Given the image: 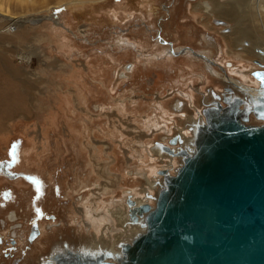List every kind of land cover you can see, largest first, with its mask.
<instances>
[{
  "label": "rangeland",
  "instance_id": "374dc122",
  "mask_svg": "<svg viewBox=\"0 0 264 264\" xmlns=\"http://www.w3.org/2000/svg\"><path fill=\"white\" fill-rule=\"evenodd\" d=\"M260 2L237 9L249 35L228 44L240 28L216 7L233 0H0V91L7 79L28 97L0 105V164L24 174L0 177L2 193L15 194L0 209V264L57 263L61 250L112 249L137 233L126 226L127 198L153 195L154 204L156 171L174 173L182 161L159 146L184 147L211 100L231 98L222 74L259 87ZM247 122L263 120L250 113ZM33 178L43 182L42 232L27 240Z\"/></svg>",
  "mask_w": 264,
  "mask_h": 264
},
{
  "label": "water",
  "instance_id": "95a60500",
  "mask_svg": "<svg viewBox=\"0 0 264 264\" xmlns=\"http://www.w3.org/2000/svg\"><path fill=\"white\" fill-rule=\"evenodd\" d=\"M253 74L264 86V68ZM240 101L203 110L194 149L176 151L183 159L174 173L159 170L154 204L130 209L132 220L144 214L145 228L121 242L120 260L79 264H264V121L247 122L249 111L264 118V97Z\"/></svg>",
  "mask_w": 264,
  "mask_h": 264
},
{
  "label": "bare ground",
  "instance_id": "6f19581e",
  "mask_svg": "<svg viewBox=\"0 0 264 264\" xmlns=\"http://www.w3.org/2000/svg\"><path fill=\"white\" fill-rule=\"evenodd\" d=\"M256 1V0H255ZM260 1V0H259ZM264 1V0H263ZM233 2L235 3V5H229V7H227V6H225V5H221V6H217L216 7V10H219V11H221L223 14H225L226 16H227V14L229 15V18L230 19H232L234 22H236V24L239 26V30H238V34L236 35V36H233V33H232V35H229V38H230V41H229V43L228 44H234L235 42H239V39H241L242 37H245V38H247L248 36L247 35H249V30H247L248 29V27H246V26H244L243 25V23L241 22V15H239V7L242 5V3H247V4H249L250 5V0H233ZM262 2V1H261ZM259 3V9H258V14H259V20H260V22L261 23H263V21H264V16H263V14H264V4H262V3ZM233 4V3H232ZM253 4V3H252ZM256 6V5H255ZM238 7V8H237ZM208 8V7H207ZM206 9V8H205ZM238 9V10H237ZM255 10H256V8H254ZM208 10V9H207ZM206 10V11H207ZM249 16V15H248ZM254 18V17H253ZM9 20V18H5V20ZM13 22H16V23H19L18 21H16V20H14ZM216 22L218 23V24H221V25H224L225 24V21H223V20H221V19H219V20H216ZM260 23V24H261ZM244 26V27H243ZM261 26V25H260ZM237 27V26H236ZM13 30H16L15 28H13ZM231 31V30H230ZM263 31V30H262ZM260 34V33H259ZM253 42L254 41H250L249 43H246L245 45H246V48H248L249 46H251L250 48H253ZM244 45V44H243ZM230 46V45H229ZM243 48V47H242ZM249 49V48H248ZM256 49V48H255ZM193 52H194V50H193ZM259 52V51H258ZM187 53H189L190 55H192L193 53H192V50H190V51H187ZM198 55L200 56V57H203L204 59H206V62H207V66L210 68V75L212 74V75H214V76H218V77H221V73L219 72V71H217L216 69H214L213 67H212V65H211V63H209V61H211V62H213V60H212V58L210 59V58H208L206 55H204V54H200V53H198ZM257 56L259 57V58H261V60H263L264 61V53H261L260 52V55L259 54H257ZM256 63H258V64H260V66H263V63H261V62H259L258 60L256 61ZM210 64V65H209ZM221 66V65H220ZM1 68V67H0ZM260 69V68H259ZM261 69H263V68H261ZM224 72H226V69H224ZM230 72H231V69H230ZM1 74V73H0ZM253 75V74H252ZM2 76V75H1ZM254 77H256V76H254ZM1 78V77H0ZM4 78V77H3ZM257 78V77H256ZM221 79H223V80H226V81H229V82H231V81H233V82H235L236 83V85H237V87H238V89H240L241 91H243V92H247V96H249L250 97V101H249V99H246V98H244V97H241V101H240V105H239V107H243L242 105H252L254 102H256V103H260V101H261V99H263V97H264V86H262L261 84H260V82H259V87H250L249 85H247V83H242V82H240V81H238V80H235L236 78H232L231 76H229L228 74H227V76L225 77V75L224 74H222V78ZM2 80V79H1ZM6 80V82L4 83V81H2L4 84H5V86L3 87V91H0V105H2L3 106V102H6V104H8V105H11V104H13V105H16V103L18 104V101L20 102V105L22 104V102L24 101H26V98H28V97H25V95L24 94H21L22 93V91L21 90H18L17 88H16V86H13V87H11V86H9L11 83H10V81H7V79H5ZM263 80V79H262ZM263 82H264V80H263ZM2 84V83H1ZM226 90H230V88H226ZM15 93V94H14ZM16 95H18V96H16ZM15 96L17 97V99L15 98ZM231 98L233 97V96H230ZM221 98H222V96L220 97V98H216L214 101H212L211 102V104L210 105H215L216 106V104H221V105H223L222 104V102L220 101L221 100ZM231 98H229V99H226L225 100V102L226 103H230V102H232L233 100L231 99ZM12 99H14V100H12ZM242 104V105H241ZM19 105V106H20ZM179 105V104H178ZM177 106V105H176ZM11 108V107H10ZM250 113H253V115H255V113H254V111H250L249 113H248V120H249V118H250ZM203 116H204V119L202 120L201 119V121L200 122H193L191 125H190V127H192L191 128V131H193V137H191V138H188L187 139V141H185V146H184V148L188 151V152H191L193 149H194V141H195V137H196V134H197V131H198V126L200 125V124H202L204 121H205V115H204V112H203ZM256 117V116H255ZM257 119H259V120H263L264 121V118H260V117H256ZM199 120V119H198ZM247 120V121H248ZM181 141H182V139H181ZM162 146V147H161ZM161 146H159V148H160V151L159 152H161V153H167L170 157H181L182 159H183V156L182 155H180V154H177L176 153V151L179 149V148H171L169 145H166V146H168L169 147V149H171L172 151H168V150H166L165 149V146H163V145H161ZM164 150H163V149ZM181 148V147H180ZM174 162H172L171 161V165L173 164ZM173 166V165H172ZM162 169H166V172L167 173H170V171L168 170V168H162ZM161 170V169H160ZM160 175H162L163 176V183L161 184V186L164 184V173H160V171L158 172ZM156 174H157V171H156ZM154 185V184H153ZM151 188V187H150ZM153 195H151V196H149V197H152ZM155 196L156 195H154V199H155ZM131 197V199L133 200V203L132 204H129V206H130V209H134L139 203H142L143 201H142V199H140L139 201H137V200H135L133 197H132V195L130 196ZM150 203V202H149ZM15 214H16V212H15ZM128 214V213H127ZM16 216V215H15ZM12 213H11V218H12V220H14V217H15ZM143 217H144V214H139L138 215V217H137V219L136 220H132L131 218H130V222H131V224L134 226L135 225V228H136V226L138 227V230H137V233L138 232H141V231H143L144 230V219H143ZM17 218V217H16ZM103 219H99V220H96L95 222H93L94 223V226L96 227V231H98L100 228H101V224L103 223ZM137 229V228H136ZM100 231V230H99ZM137 233H135L133 236H135ZM127 237V236H126ZM132 238V237H131ZM130 238V239H131ZM124 239V238H123ZM97 242H98V240H97ZM121 242H124V241H121ZM121 242H119L118 243V251L116 250V251H114V249H107V250H96V251H88V252H86V253H83V254H79V253H75V254H72V252H70V254H71V256L73 257V258H96L98 255L99 256H101L102 258H105V259H111V260H114V261H119L120 260V258L122 257V255H123V252H122V247H121ZM110 248V247H109ZM71 262H73V259H72V261ZM67 263V262H66ZM74 263V262H73Z\"/></svg>",
  "mask_w": 264,
  "mask_h": 264
},
{
  "label": "flooded vegetation",
  "instance_id": "af4514ba",
  "mask_svg": "<svg viewBox=\"0 0 264 264\" xmlns=\"http://www.w3.org/2000/svg\"><path fill=\"white\" fill-rule=\"evenodd\" d=\"M187 51H190V50H188L187 49ZM192 53L194 54V52L192 51ZM209 63H211V65L212 64H214V61L213 62H211V61H209ZM223 69V71H224V68H222ZM256 70V69H255ZM255 70H253V71H255ZM227 71V70H226ZM253 71H252V74H253ZM228 72V71H227ZM211 73V72H210ZM212 75V74H211ZM254 75V74H253ZM227 76V75H226ZM255 76V75H254ZM223 80V79H222ZM258 80V79H257ZM224 82H226V87H225V89L226 88H230V90H227V94H229L230 96H233V93H231V92H236V91H238V92H241L240 94H242V95H246L247 96V92H243V91H239L240 89H238V87H237V85H236V83L235 82H233V81H231V82H229V81H226V80H223ZM259 86V85H258ZM251 87V86H250ZM255 88V87H254ZM238 89V90H237ZM233 90V91H232ZM239 94V93H238ZM218 97H219V95H217ZM223 97V96H222ZM247 97H249V96H247ZM236 98H240L241 99V97L240 96H235V97H233L232 98V102H230L231 104L232 103H234L235 101H236ZM215 100V99H214ZM213 100V101H214ZM220 101H222V98H221V100ZM211 102H212V100H211ZM223 102V101H222ZM224 103L225 104H223L222 106H226V105H229L228 103H226L225 101H224ZM240 103V102H239ZM179 104V103H178ZM221 105V104H220ZM240 105V104H239ZM242 105V104H241ZM209 106V105H208ZM243 107L244 106H246V105H242ZM250 112V111H249ZM248 112V113H249ZM171 148H174V147H172V146H170ZM176 148H179V147H177L176 146ZM159 150H160V148H159ZM164 154H167V153H164ZM164 154H162V155H164ZM11 161H3V162H1V164H0V177L1 178H3L4 176L6 177V178H19L21 175H24L21 171L20 172H16V171H13V170H11L9 167H10V165H11ZM169 170V169H168ZM159 171L157 170V174H159L158 173ZM3 175V176H2ZM4 177V178H5ZM161 179H163V177L161 176L160 177ZM32 179V178H31ZM34 180H32L33 181V183L35 184V188H34V192L32 193V195H31V207H32V210H33V214H32V221L30 222V227L28 228V232H27V235H26V237H27V240H32V239H35L41 232H42V230H41V225L42 224H40V226H38V219H40L41 217H42V215H43V208L41 207V198H42V195H43V191H42V188H43V182H42V180H39V179H35V178H33ZM18 180H20V179H18ZM17 181V180H16ZM20 182V181H19ZM21 182H23V181H21ZM154 184V185H153ZM162 184V183H161ZM160 184V185H161ZM159 185V186H160ZM149 186L151 187V188H155V187H157V185H156V179L155 180H151V182H149ZM6 186H4V187H2V188H5ZM29 187V186H28ZM1 188V189H2ZM0 189V209H1V207L4 205H6V203H8V202H10L12 199H13V196L14 195H10V194H8V192H3L2 193V190ZM157 189H159L158 187H157ZM133 197V196H132ZM134 198V197H133ZM128 199V198H127ZM148 199H149V197H147V199H142V201L143 202H148ZM135 200H137V201H139L140 199H136L135 198ZM11 203V202H10ZM128 218H127V225L126 226H132V224H131V222H130V217H129V211H130V206L128 205ZM11 217V216H10ZM52 229V232L51 233H53V231H54V226H50V230ZM53 236V235H52ZM38 239H40L39 237H38ZM37 239V240H38ZM7 241V240H6ZM10 247H13L14 245H15V242H16V239H15V237H13V235H11L10 236ZM122 241V240H121ZM121 241H117L116 243H115V245H113V247H112V249H114V251H116V250H118V243L119 242H121ZM126 241V240H125ZM4 242V235H3V233H2V231L0 230V245L2 244ZM8 246V247H9ZM56 246V245H55ZM5 247H3L2 248V252H3V255L5 256V255H7V253H6V250L4 249ZM55 249V248H54ZM71 249V248H70ZM108 249H110V248H108ZM82 250V251H81ZM103 250V249H102ZM107 250V249H106ZM71 251H72V253L73 254H75V253H79V254H82V253H86V252H88V250L87 249H85V248H83V249H80V251L78 250V251H76V250H73V249H71ZM70 251V252H71ZM66 252L65 251H62L61 250V252H60V255H57L58 256V258H57V263H55V259L53 258V260H51L52 262V264H79L80 263V260L82 261V260H94V259H96V258H73L72 256H71V254L69 253L68 255L67 254H65ZM72 259H73V262H71L72 261ZM67 262V263H66ZM40 264H50V262L48 263V261L47 260H45V261H42Z\"/></svg>",
  "mask_w": 264,
  "mask_h": 264
},
{
  "label": "crops",
  "instance_id": "0c3cea01",
  "mask_svg": "<svg viewBox=\"0 0 264 264\" xmlns=\"http://www.w3.org/2000/svg\"><path fill=\"white\" fill-rule=\"evenodd\" d=\"M174 5L176 6V2H174L173 6H172V5H169L170 13H171V10H172V9L170 8L171 6H172L173 9L175 10V6H174ZM168 13H169V12H168ZM170 13H169V14H170ZM170 18H171V16H170ZM170 18H169V19H170ZM169 19H168V20H169ZM172 19H173V16H172ZM173 20H174V19H173ZM173 44H174V43H173ZM14 195H15V194H14ZM13 198H14V196H13Z\"/></svg>",
  "mask_w": 264,
  "mask_h": 264
}]
</instances>
